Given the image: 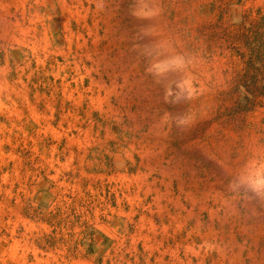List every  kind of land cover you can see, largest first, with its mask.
Wrapping results in <instances>:
<instances>
[{
    "label": "rangeland",
    "instance_id": "obj_1",
    "mask_svg": "<svg viewBox=\"0 0 264 264\" xmlns=\"http://www.w3.org/2000/svg\"><path fill=\"white\" fill-rule=\"evenodd\" d=\"M257 8L0 0V264H264Z\"/></svg>",
    "mask_w": 264,
    "mask_h": 264
},
{
    "label": "trees",
    "instance_id": "obj_2",
    "mask_svg": "<svg viewBox=\"0 0 264 264\" xmlns=\"http://www.w3.org/2000/svg\"><path fill=\"white\" fill-rule=\"evenodd\" d=\"M239 40L243 73L239 76V88L247 105L257 104L264 97V12L261 8L246 11L239 21ZM240 90V89H239Z\"/></svg>",
    "mask_w": 264,
    "mask_h": 264
}]
</instances>
